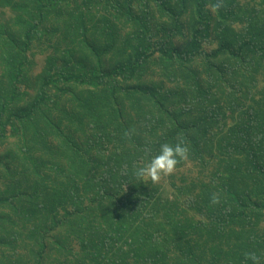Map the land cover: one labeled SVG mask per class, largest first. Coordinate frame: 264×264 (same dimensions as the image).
I'll list each match as a JSON object with an SVG mask.
<instances>
[{"label": "trees", "instance_id": "trees-1", "mask_svg": "<svg viewBox=\"0 0 264 264\" xmlns=\"http://www.w3.org/2000/svg\"><path fill=\"white\" fill-rule=\"evenodd\" d=\"M220 2L0 0V264H264V0Z\"/></svg>", "mask_w": 264, "mask_h": 264}, {"label": "clouds", "instance_id": "clouds-1", "mask_svg": "<svg viewBox=\"0 0 264 264\" xmlns=\"http://www.w3.org/2000/svg\"><path fill=\"white\" fill-rule=\"evenodd\" d=\"M222 5L215 3L212 5L213 10H218ZM190 149L181 140L175 145L163 143L160 146L158 154L152 155L146 162L140 161L133 166V175L141 181H151L153 184H159L164 178L173 175L177 166L189 158ZM221 196L218 192H213L210 198L212 205L220 204ZM246 261L251 264H262L261 257L255 252L244 254Z\"/></svg>", "mask_w": 264, "mask_h": 264}, {"label": "rangeland", "instance_id": "rangeland-1", "mask_svg": "<svg viewBox=\"0 0 264 264\" xmlns=\"http://www.w3.org/2000/svg\"><path fill=\"white\" fill-rule=\"evenodd\" d=\"M38 57H37V59H36V62L39 64V65H44V61H45V55L44 56H41V55H37ZM40 70H41V68L40 67H36V69H35V75L37 74V73H39L40 72Z\"/></svg>", "mask_w": 264, "mask_h": 264}]
</instances>
